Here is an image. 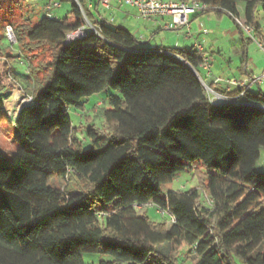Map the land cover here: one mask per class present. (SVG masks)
Segmentation results:
<instances>
[{
	"label": "trees",
	"instance_id": "1",
	"mask_svg": "<svg viewBox=\"0 0 264 264\" xmlns=\"http://www.w3.org/2000/svg\"><path fill=\"white\" fill-rule=\"evenodd\" d=\"M71 1L70 17L13 24L32 98L13 122L2 91L19 54L0 51V121L16 130L13 151L0 145V264H179L184 246L195 264H264V91L240 86L228 96L245 100L216 103L198 75L204 50L141 45L124 26L96 21L99 2ZM196 1L209 7L197 13L228 14L242 30L245 2L242 66L249 43L264 48V0ZM85 15L96 30L67 43ZM109 88V131L90 126L84 149L68 109ZM192 168L199 187L164 192ZM148 205L171 225L140 213ZM96 252L113 259L84 261Z\"/></svg>",
	"mask_w": 264,
	"mask_h": 264
},
{
	"label": "crops",
	"instance_id": "2",
	"mask_svg": "<svg viewBox=\"0 0 264 264\" xmlns=\"http://www.w3.org/2000/svg\"><path fill=\"white\" fill-rule=\"evenodd\" d=\"M91 2L95 3L94 0L89 3ZM97 2L98 0L96 4ZM237 7L241 20L245 21V2H238ZM98 11H94L96 21L113 19V22L117 24L120 22L119 24L137 36L141 45H155L168 50L196 49L197 44L202 45L209 65L202 64L199 67L204 71L203 76L200 74L199 76L217 90L215 94L218 100L229 97L228 94L241 85L251 91H264V56L261 55L262 57L257 59L258 50L251 49L252 45L249 43L246 46L247 60L242 66L244 37H249V35L240 29L228 14L218 16L214 12L195 13L189 17L187 25L170 28L168 27L172 21L170 16L145 20L135 7L121 6L114 0L110 8L99 4ZM258 22L263 28L264 22L260 20ZM235 50L239 51L236 56L226 55L227 52ZM14 94L16 95L15 101L18 102L19 96Z\"/></svg>",
	"mask_w": 264,
	"mask_h": 264
},
{
	"label": "rangeland",
	"instance_id": "3",
	"mask_svg": "<svg viewBox=\"0 0 264 264\" xmlns=\"http://www.w3.org/2000/svg\"><path fill=\"white\" fill-rule=\"evenodd\" d=\"M51 0H0V51L2 52H10L19 54L18 57L12 64V76L13 78L5 79V75L3 74L4 79L6 80V87L3 89L2 94L4 96L5 106L10 116L11 121L15 120L16 115V105L22 104L30 99V95L24 92L23 88L30 90L29 84L31 83L28 78V63L23 57L22 53L20 55V51L16 42H11L6 34V29L9 26L13 27V24L24 22L27 20L35 21L39 17V15L43 14L41 10L44 9L45 5L50 3ZM60 1V0H59ZM96 2V0H94ZM62 6L58 8L54 13L58 16V18L63 19L65 17H70L71 9H72V1H61ZM215 14V13H214ZM258 21L264 22V6L259 8L257 13ZM228 21V18H226ZM116 25L120 22H113ZM230 23V22H229ZM264 28V27H263ZM264 31V29H263ZM251 49L258 50L256 53V58L260 59L264 56V48L259 46L257 41H252L250 43ZM233 47V45L231 46ZM236 56L239 54V51L235 50L233 52H227V56L229 55ZM260 55V56H259ZM262 55V56H261ZM232 57V56H231ZM199 74L203 76L204 71L199 68ZM203 84L210 96L216 103H221L222 100H218L215 94L211 89V86L207 84L203 80ZM23 87V88H22ZM17 91L19 99L18 102L7 104V99L12 95L14 91ZM115 91L111 88L106 89L102 92L95 93L90 97L83 98L80 103L81 106H71L68 109V113L72 119L73 125L76 128V135L83 140V148L89 149L92 147V142L87 135V130L90 126L99 130L100 132H108L109 128L105 119L106 110L111 108L109 103V97L111 94H114ZM10 113V114H9ZM12 122H3L0 121V145L6 151H13L16 148L15 145V128L12 125ZM197 167L200 170H203L202 167L198 164ZM258 169L264 170V149L261 153V159L258 163ZM52 185H60L61 181L58 178H54L51 181ZM201 185L200 178L195 171V168L180 172L172 182L164 185V192L169 190H183L188 191L194 187H199ZM205 200V198L203 199ZM140 213L147 212L149 218L156 223L167 222L171 225V216L168 213H162V211L156 205H148L144 207V209L139 210ZM189 249L187 247H183L179 250L178 254V263L179 264H195V259L193 255L188 254ZM84 261L86 263H99L101 260L108 259L112 260L113 257L109 255H105L101 252L96 253H84L83 254Z\"/></svg>",
	"mask_w": 264,
	"mask_h": 264
},
{
	"label": "built area",
	"instance_id": "4",
	"mask_svg": "<svg viewBox=\"0 0 264 264\" xmlns=\"http://www.w3.org/2000/svg\"><path fill=\"white\" fill-rule=\"evenodd\" d=\"M78 4L80 5L79 1L76 0ZM118 5H129L132 7H135L140 16L145 20H152L156 17H165L170 16L172 18V21L170 24H168V27L170 28H178L183 25H187L189 22V17L192 14H195L199 11L208 9V5L202 4L196 0H114ZM99 4L103 7L110 8L112 0H98ZM62 6L61 1L59 0H51L50 3L45 5L44 9L41 10L44 14H47L49 16L55 17L56 14L54 13L58 8ZM81 6V5H80ZM88 7L90 9L94 8L93 3H89ZM86 19V24L82 27H79L75 30H72L67 34L66 42L70 43L74 40H77L83 36L86 35L87 31L89 30H96V28L92 25V23ZM110 21H113L111 19ZM241 27L245 32H247L249 35L252 34V28L246 24L243 23L242 20L238 21ZM6 34L8 39L13 43L16 42V35L14 32V29L12 26L7 27ZM261 47H263L260 44ZM152 49L155 48L154 45L150 46ZM197 49L200 51H203V47L200 44H197ZM204 64L209 65L207 58L204 61ZM243 86V85H241ZM212 90V89H211ZM214 92V90H212ZM32 100L28 99L25 103H29ZM214 101L213 99H211ZM223 103L227 102H235L238 103L240 100H245L244 92H241L236 97H223L221 98ZM17 115H15L16 118ZM10 117V116H9ZM209 202H212V199H209ZM161 210V209H160ZM162 213H165L163 210H161Z\"/></svg>",
	"mask_w": 264,
	"mask_h": 264
},
{
	"label": "bare ground",
	"instance_id": "5",
	"mask_svg": "<svg viewBox=\"0 0 264 264\" xmlns=\"http://www.w3.org/2000/svg\"><path fill=\"white\" fill-rule=\"evenodd\" d=\"M15 96H16L15 94H12L10 97H8L7 104H9V103L12 104L13 103V106L16 105V112L15 113L18 114L19 113V110L23 107V105L22 104H19V103L14 105V103L16 102L15 101Z\"/></svg>",
	"mask_w": 264,
	"mask_h": 264
},
{
	"label": "water",
	"instance_id": "6",
	"mask_svg": "<svg viewBox=\"0 0 264 264\" xmlns=\"http://www.w3.org/2000/svg\"><path fill=\"white\" fill-rule=\"evenodd\" d=\"M195 72H197V71L195 70ZM197 74H198V73H197ZM198 75H199V74H198ZM199 77H200V76H199ZM200 79H201V77H200ZM201 81L203 82L202 79H201ZM259 106L262 107V109H264V106H263V105H260V104H259ZM21 109H22V108H21ZM21 109L19 110V112L21 111ZM18 114H19V113H18Z\"/></svg>",
	"mask_w": 264,
	"mask_h": 264
}]
</instances>
